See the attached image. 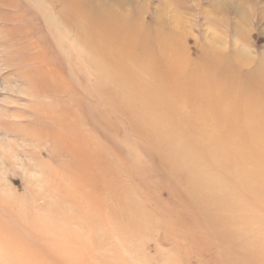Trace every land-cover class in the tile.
Instances as JSON below:
<instances>
[{"label": "rangeland", "instance_id": "374dc122", "mask_svg": "<svg viewBox=\"0 0 264 264\" xmlns=\"http://www.w3.org/2000/svg\"><path fill=\"white\" fill-rule=\"evenodd\" d=\"M0 264H264V0H0Z\"/></svg>", "mask_w": 264, "mask_h": 264}]
</instances>
